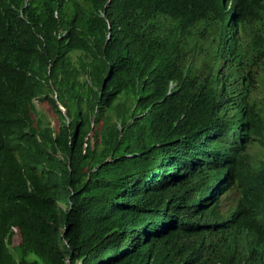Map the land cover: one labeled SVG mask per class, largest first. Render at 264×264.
Wrapping results in <instances>:
<instances>
[{
  "label": "trees",
  "instance_id": "trees-1",
  "mask_svg": "<svg viewBox=\"0 0 264 264\" xmlns=\"http://www.w3.org/2000/svg\"><path fill=\"white\" fill-rule=\"evenodd\" d=\"M0 264H264V0H0Z\"/></svg>",
  "mask_w": 264,
  "mask_h": 264
},
{
  "label": "rangeland",
  "instance_id": "rangeland-1",
  "mask_svg": "<svg viewBox=\"0 0 264 264\" xmlns=\"http://www.w3.org/2000/svg\"><path fill=\"white\" fill-rule=\"evenodd\" d=\"M121 100L124 99V97L120 98ZM38 107L39 109H41L42 111H44L47 115V117L52 121V123L57 126L58 125V120L56 115L53 113L52 109L50 108V106L47 103H38ZM15 230V235H14V241H13V245H18L21 241V237H20V231L18 228L14 229Z\"/></svg>",
  "mask_w": 264,
  "mask_h": 264
},
{
  "label": "bare ground",
  "instance_id": "bare-ground-1",
  "mask_svg": "<svg viewBox=\"0 0 264 264\" xmlns=\"http://www.w3.org/2000/svg\"><path fill=\"white\" fill-rule=\"evenodd\" d=\"M186 200H187V199H186ZM185 202H186V201H185ZM175 203H176V202H175ZM178 203H180V202H178ZM160 218H161V217H160ZM180 218H182V217H180ZM185 219H186V218H185ZM186 220H187V219H186ZM163 222H164V221H163ZM196 227H197V226H196ZM179 228H180V227H179ZM238 234H239V233H238ZM241 235H242V236H241ZM241 235H240L241 238H243V235H244V234L242 233ZM153 236H154V235H153ZM230 237H231V234H230L229 238H230ZM232 237H233V236H232ZM229 238H228V239H229ZM234 238H235V237H234ZM234 238H231V239H229V240H232V241H233ZM226 239H227V237H226ZM228 239H227V241H228ZM235 239H236V238H235ZM199 241H200V240H199ZM242 241H243V240H242ZM244 241H245V240H244ZM194 243H195V242H194ZM228 243H229V242H228ZM228 243H227V244H228ZM227 244H225V245H227ZM229 244H230V243H229ZM237 244H238V242H237ZM239 244H240V243H239ZM231 245H232V244H231ZM233 245H235V244H233ZM226 247L228 248V246H226ZM230 247H231V246H230ZM228 249H229V248H228ZM216 253H217V252H216ZM214 255H215V254H214ZM215 256H216V255H215ZM215 256L212 257V258L215 259ZM202 261H203V260H202ZM201 263H202V262H201Z\"/></svg>",
  "mask_w": 264,
  "mask_h": 264
},
{
  "label": "water",
  "instance_id": "water-1",
  "mask_svg": "<svg viewBox=\"0 0 264 264\" xmlns=\"http://www.w3.org/2000/svg\"><path fill=\"white\" fill-rule=\"evenodd\" d=\"M62 109H64L62 106H61ZM65 110V109H64Z\"/></svg>",
  "mask_w": 264,
  "mask_h": 264
},
{
  "label": "clouds",
  "instance_id": "clouds-1",
  "mask_svg": "<svg viewBox=\"0 0 264 264\" xmlns=\"http://www.w3.org/2000/svg\"><path fill=\"white\" fill-rule=\"evenodd\" d=\"M14 229H16V228H14ZM15 231V230H14Z\"/></svg>",
  "mask_w": 264,
  "mask_h": 264
}]
</instances>
